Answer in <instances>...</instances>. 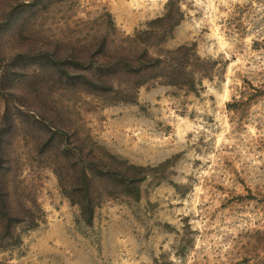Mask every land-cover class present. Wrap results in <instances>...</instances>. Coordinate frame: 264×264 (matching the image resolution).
I'll use <instances>...</instances> for the list:
<instances>
[{
	"label": "rangeland",
	"instance_id": "374dc122",
	"mask_svg": "<svg viewBox=\"0 0 264 264\" xmlns=\"http://www.w3.org/2000/svg\"><path fill=\"white\" fill-rule=\"evenodd\" d=\"M99 160L132 170L86 223L63 184ZM7 193L39 222L0 264H264V0H0Z\"/></svg>",
	"mask_w": 264,
	"mask_h": 264
},
{
	"label": "trees",
	"instance_id": "16d2710c",
	"mask_svg": "<svg viewBox=\"0 0 264 264\" xmlns=\"http://www.w3.org/2000/svg\"><path fill=\"white\" fill-rule=\"evenodd\" d=\"M169 15L166 14L164 17H161L157 19L155 22H160L159 25L164 22L166 23L169 21ZM151 22L149 24V27H151L152 30H156V27H158V24L156 27H154V23ZM147 31H144L143 33H146ZM140 35H135L133 38L134 41H139L140 40ZM147 51H146V58L144 59H149L147 56ZM141 60V63H144V60ZM123 63L126 65L128 61H126L125 57L122 58ZM122 61L119 62H114V64L117 66L120 64ZM143 61V62H142ZM150 62L148 65L149 67H154L160 64L161 60L156 59V60H149ZM152 61V64H151ZM76 64H81L79 60H75ZM138 65L136 67V72H140V70L144 71L147 69L146 64ZM142 67V69H141ZM69 68H65V78L67 82H82L83 87L87 89L88 91L91 92H102L105 91L106 89H109V85L107 84V80L101 76H89V75H77V74H72L68 71ZM171 83H175L174 80H171ZM138 85H141V82L136 83V87ZM69 148L65 152V154H69ZM3 159V158H2ZM100 163V164H99ZM120 163V162H119ZM94 166V167H93ZM132 170L131 167H119V165H115L114 163L109 164L108 163H102V160L98 161L97 164H92L91 166L88 167L83 164L82 169L80 171V178L78 179L79 182L77 184H74L72 192H68L66 190V186L63 184V189L66 191L67 194L71 197L72 201L77 203L80 206L81 209V214L86 223H92L93 218H94V213H95V208L99 205V203L102 200V195L105 193V195L112 196L114 195L112 191L116 190H106V188L103 190L104 192H100L97 195V198H95V193L97 192V189L94 186V181L106 177H111V176H116L120 177V180L115 179L116 182H120L122 185V182L125 179V176L127 175V171ZM57 175L60 178H62V174L60 172H57ZM132 183L136 180L137 178H129ZM61 180V179H60ZM62 184V180H61ZM112 189H116L115 187H112ZM99 191V190H98ZM9 193L6 194V196L3 195V197L0 198V241L5 240L6 238L10 237L11 235V230L12 226L15 225L16 223L19 222H24L27 221L29 222V225H37L39 222L38 216H30L29 220L24 219L25 216L22 214H15L13 210L11 209V203L9 201Z\"/></svg>",
	"mask_w": 264,
	"mask_h": 264
}]
</instances>
